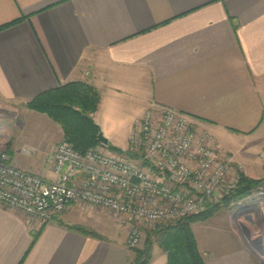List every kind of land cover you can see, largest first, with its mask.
I'll return each instance as SVG.
<instances>
[{
  "label": "crops",
  "instance_id": "0c3cea01",
  "mask_svg": "<svg viewBox=\"0 0 264 264\" xmlns=\"http://www.w3.org/2000/svg\"><path fill=\"white\" fill-rule=\"evenodd\" d=\"M17 20L0 31V147L19 168L56 181L46 158L63 130L26 104L82 82L99 91L93 119L115 148L127 150L149 108H170L210 130L244 175L264 177V0H0V27ZM100 216L72 204L41 226L0 204V264H129L126 238ZM193 231L206 264H264L223 226Z\"/></svg>",
  "mask_w": 264,
  "mask_h": 264
},
{
  "label": "built area",
  "instance_id": "2783aa9c",
  "mask_svg": "<svg viewBox=\"0 0 264 264\" xmlns=\"http://www.w3.org/2000/svg\"><path fill=\"white\" fill-rule=\"evenodd\" d=\"M126 151L139 158L106 147L80 153L61 143L46 158L57 178L47 182L12 163L0 147V204L41 226L72 204L112 211L129 228L128 249L136 250L144 224L201 214L236 190L243 174L208 130L170 108H149L133 125ZM232 206L236 234L264 262V188Z\"/></svg>",
  "mask_w": 264,
  "mask_h": 264
},
{
  "label": "trees",
  "instance_id": "16d2710c",
  "mask_svg": "<svg viewBox=\"0 0 264 264\" xmlns=\"http://www.w3.org/2000/svg\"><path fill=\"white\" fill-rule=\"evenodd\" d=\"M19 21L0 27V31L15 25ZM100 103L101 95L93 85L73 82L37 96L29 101L26 107L48 116L52 121L59 124L63 130L64 141L72 145L76 151L85 153L88 150L103 147L98 141L100 128L93 119ZM106 148L111 152L127 155L132 159L139 158L129 151L120 150L110 144ZM260 186L264 188V179L253 180L241 174L237 189L226 196L221 203L207 204L205 211L199 215L148 231L147 247L143 251L134 250V258L129 264H150L155 245L167 254V264H206L199 251L192 225L205 222L223 208L245 200L254 191L261 188ZM71 229L97 237L94 231L80 226H73ZM40 233L41 230L34 235L32 247Z\"/></svg>",
  "mask_w": 264,
  "mask_h": 264
},
{
  "label": "rangeland",
  "instance_id": "374dc122",
  "mask_svg": "<svg viewBox=\"0 0 264 264\" xmlns=\"http://www.w3.org/2000/svg\"><path fill=\"white\" fill-rule=\"evenodd\" d=\"M28 110H30L31 112H34L36 114L45 116L49 120H51L48 116H46L44 114L35 112V111H33V110L29 109V108H28ZM52 122H54V121H52ZM208 131L210 132V134L215 139V135L210 130H208ZM61 143H67V142L64 141V136H63V140H62ZM1 149H2V147H1ZM249 178H251V177H249ZM251 179H253V178H251ZM262 179H264V177H262L260 179H253V180H262ZM260 187L263 188L262 186H260ZM86 207H90V206H86ZM232 207L233 206H229V207L223 208L217 214H215L213 217H211L209 220H207L205 222L193 224L192 225V229H193V227L194 228H197L199 232L209 230L208 231V234H206V235H212L213 233H215L213 231H217L222 226L227 231H229V232H231L233 234L236 233V232H238V227H237V224H236V218L233 217L234 214H233V210H232L233 208ZM95 208H96V210L99 211V213L101 215L100 216L101 219L103 217V219L105 220V222L103 220H101V219L97 220V226L99 228L101 226L102 227L101 229H105V228L110 229L111 232H112L111 233V236H114L115 234H117L120 237L126 238V240H127L129 228L121 226V224H120L121 223L120 216L118 214L113 213L112 211H109V210H106V209H102V208H98V207H95ZM166 224H168V223L144 224L143 225V234H142L140 243H139V245H138V247H137V249L135 251H143L147 247L146 244H147V232L148 231L153 230V229H155V228H157L159 226L166 225ZM201 228H203V229H201ZM157 250H159V248L157 247V245H155L154 246V251H153V259H152V261H151L150 264L153 263L156 255H157ZM131 251L134 253V250H131Z\"/></svg>",
  "mask_w": 264,
  "mask_h": 264
},
{
  "label": "water",
  "instance_id": "95a60500",
  "mask_svg": "<svg viewBox=\"0 0 264 264\" xmlns=\"http://www.w3.org/2000/svg\"><path fill=\"white\" fill-rule=\"evenodd\" d=\"M100 128V127H99ZM98 141L103 147H108L109 140L105 137L103 131L100 128L99 134H98Z\"/></svg>",
  "mask_w": 264,
  "mask_h": 264
}]
</instances>
